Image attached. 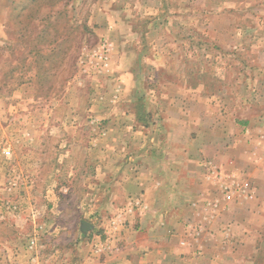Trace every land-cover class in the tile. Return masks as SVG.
<instances>
[{"label": "rangeland", "instance_id": "1", "mask_svg": "<svg viewBox=\"0 0 264 264\" xmlns=\"http://www.w3.org/2000/svg\"><path fill=\"white\" fill-rule=\"evenodd\" d=\"M262 4L230 9L225 21L213 13L230 7L209 0H0V264L78 262L94 240L82 223L96 221L81 208L97 195L86 149L112 122L125 128L131 112L142 126L162 121L145 96L196 93L189 103L198 114L222 115L230 102L234 118L241 99L250 105L264 92L258 69L224 68L207 36L251 14L253 29H262ZM103 135L106 147L122 138ZM191 135L214 147L200 155L207 207L186 227L215 239L208 264H264V135L260 144L247 140V153L223 126ZM236 177L248 182V196L225 202L220 183Z\"/></svg>", "mask_w": 264, "mask_h": 264}, {"label": "crops", "instance_id": "2", "mask_svg": "<svg viewBox=\"0 0 264 264\" xmlns=\"http://www.w3.org/2000/svg\"><path fill=\"white\" fill-rule=\"evenodd\" d=\"M246 1L209 0V3L230 7L218 8L213 13L227 21L230 9L244 11V6L264 3L253 0L247 5ZM251 15L241 17L243 20L237 25L228 22L225 29L208 28L207 36L213 38L223 53L224 68H231L232 64L239 69H258L259 77L255 80H264V27L254 30L250 20L255 14ZM256 19L264 25V13ZM231 54H236L234 59L239 65L235 64L237 61L234 64L228 61ZM253 63L258 65L255 67ZM200 96L182 92L150 93L145 97L155 103L149 111L160 112L162 121L152 123L154 126L147 123L142 126L131 112L127 120H122L127 123L125 128L120 122H112L99 133L94 147H87V164L97 169L94 178L97 195L91 208H81L88 214L95 212L96 221L85 217L92 227L87 237L94 240L81 246L76 264H208L218 255L213 248L215 239L200 227L194 233L191 227H186V223L193 225L196 215L207 207L204 200L208 191L200 155L204 148L214 147L213 143L202 144L198 136L191 135L189 140L187 135L210 134L223 126L229 135H239L247 153V140L260 144L256 141L263 139L264 92L252 98L250 105L247 98L241 99L234 118H231L230 102L224 106L222 115L215 109L206 110L207 117H204L207 113L198 114L189 99L193 101ZM115 134H121L122 138L118 141L112 138L107 147L99 140L102 135L104 139Z\"/></svg>", "mask_w": 264, "mask_h": 264}, {"label": "built area", "instance_id": "3", "mask_svg": "<svg viewBox=\"0 0 264 264\" xmlns=\"http://www.w3.org/2000/svg\"><path fill=\"white\" fill-rule=\"evenodd\" d=\"M4 153L9 154V151L5 150ZM213 171L215 172V174L217 176V172L215 170H213ZM209 175H211V173ZM217 177L221 178L220 175ZM208 179H209V177H208ZM219 188H220V193L222 195V199L225 202H230L232 200L241 199L244 197L246 198L248 196V192H249L248 182H246V180L239 178V177H236L235 181H232V182L220 183ZM208 206L212 207L213 209L218 207V205L215 202H209Z\"/></svg>", "mask_w": 264, "mask_h": 264}, {"label": "water", "instance_id": "4", "mask_svg": "<svg viewBox=\"0 0 264 264\" xmlns=\"http://www.w3.org/2000/svg\"><path fill=\"white\" fill-rule=\"evenodd\" d=\"M90 225L86 222L82 223V227L87 230V228L89 227Z\"/></svg>", "mask_w": 264, "mask_h": 264}]
</instances>
